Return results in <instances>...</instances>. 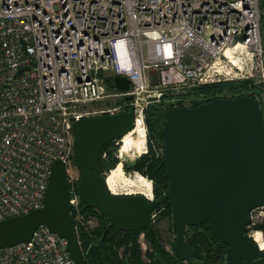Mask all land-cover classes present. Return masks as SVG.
Wrapping results in <instances>:
<instances>
[{
  "label": "built area",
  "instance_id": "1",
  "mask_svg": "<svg viewBox=\"0 0 264 264\" xmlns=\"http://www.w3.org/2000/svg\"><path fill=\"white\" fill-rule=\"evenodd\" d=\"M260 3L0 0V222L42 208L59 160L78 239L84 212L79 178L71 175L76 121L118 115L130 105L134 125L146 133L149 105L165 99L169 109L185 108L182 100L201 88L244 79L255 81L258 90L244 97L260 105L264 120ZM110 77L127 79L130 89H114ZM261 209L251 211L250 223L264 217L256 214ZM0 264L73 261L65 240L41 226L29 243L0 249Z\"/></svg>",
  "mask_w": 264,
  "mask_h": 264
},
{
  "label": "water",
  "instance_id": "2",
  "mask_svg": "<svg viewBox=\"0 0 264 264\" xmlns=\"http://www.w3.org/2000/svg\"><path fill=\"white\" fill-rule=\"evenodd\" d=\"M264 12V0L260 3ZM114 89L128 91L127 79L114 77ZM131 97L123 98L129 102ZM162 165L168 185L159 199L114 196L106 178L94 173L103 147L120 141L134 128L130 105L118 115L73 123V161L79 171L82 212L98 211L104 228L123 233L145 230L153 211L170 201L177 226L173 256L189 261L195 248L184 238L186 228L207 223L225 248L219 264H264V252L247 234L250 213L264 206V120L252 98H215L196 107L167 109L160 120ZM64 164L53 161L42 208L0 222V249L29 243L44 226L65 240L73 264H85L71 215Z\"/></svg>",
  "mask_w": 264,
  "mask_h": 264
},
{
  "label": "trees",
  "instance_id": "3",
  "mask_svg": "<svg viewBox=\"0 0 264 264\" xmlns=\"http://www.w3.org/2000/svg\"><path fill=\"white\" fill-rule=\"evenodd\" d=\"M111 80V77L106 79L108 85H111ZM243 85H246V83L237 84L238 87H241ZM222 88L223 85L219 84L201 88L200 91L203 92L214 89L215 93L209 99L210 101L214 98L220 97L219 94ZM234 88L236 89V85L232 86V89ZM164 100L165 99H163L160 103H153L149 105L146 110L145 120L147 128L148 149L152 147V144L154 142L156 144H159L162 148L160 120L163 118L164 112L170 108V105H168ZM198 105H200V103L194 105L193 107H196ZM114 143L115 141L106 144L101 151V156L104 154L105 150L108 147L114 146ZM113 149L116 150L115 147H113ZM114 154L115 151H110L108 155L105 154L106 158L101 157L100 163L97 169L94 170V173L101 176L103 171L107 172L114 169L116 165L119 164L117 157H114ZM117 154L120 155L118 157L120 161V159H122L120 149H118ZM124 162L128 161L125 160ZM129 165L130 170L139 172L143 175V177H146L152 181V192L154 199H159L164 195L168 185V178L166 176L164 166L162 165V157L160 159H154L150 158L147 155H137L135 161L133 163H129ZM164 206L166 211L172 214V205L170 201L162 203L156 209ZM92 211L94 212V209H88L84 212V214L88 215V213H92ZM99 219L101 221V224L96 231H93L89 235V233H87L86 231L81 230L78 234V240L80 242V248L82 250L85 264H147L142 261L141 250L136 243L139 233H145L147 239L152 243L154 247V253L155 250L160 249L157 245V235H155L156 231L150 225L147 229L134 233H123L108 225L105 232L104 219L100 213ZM172 226L176 235L177 226L174 223ZM189 229L191 230V233H189ZM257 230L264 232V226L257 227ZM184 238L188 244L192 245L195 248V259L201 260L203 264H219L217 262L220 261V255L223 251L222 249L225 248V246L211 235L209 231V225L207 223L199 225L197 227H189L187 230H185ZM121 247H123L124 249L122 253L123 258L119 259L117 250ZM154 253H148L146 256L149 264H161L159 259L167 261V257H169L171 260H176L172 256H169L167 253H165L162 249L159 251V259L155 257L157 251L155 254ZM202 253H205V255L207 256L201 255Z\"/></svg>",
  "mask_w": 264,
  "mask_h": 264
},
{
  "label": "rangeland",
  "instance_id": "4",
  "mask_svg": "<svg viewBox=\"0 0 264 264\" xmlns=\"http://www.w3.org/2000/svg\"><path fill=\"white\" fill-rule=\"evenodd\" d=\"M262 25L264 28V17H263V21H262ZM242 83H246V85H243L241 87H238L237 84H242ZM223 88L220 91V98H227V99H233L239 96H249L254 90H258L257 87H255V81L254 80H249V79H244L235 83H223ZM236 85V89H232V86ZM215 93L214 89L208 90V91H203L200 93V95H194V96H188V99H183L182 101H185L184 103L186 104L184 107L185 108H189V107H193L194 105L199 103V100L203 99V100H207L210 99ZM181 99V98H180ZM112 103H115V101L110 100L105 102L104 104H100L97 106H102V105H111ZM146 122V120H145ZM146 126V123H145ZM146 145H147V128H146ZM114 146L108 147L105 150V154L108 155V153L110 151H115V156L117 157V160L119 163H121L122 165V169L124 167V165H127L129 163H133L136 159L137 154L135 152L133 153H129L127 152L125 149L123 150L121 148V146L123 144L120 143V141H115V143L113 144ZM113 147L116 148V150L113 149ZM118 149H120L121 154H122V160L118 159V157L120 155L117 154ZM138 152V151H137ZM135 153V154H134ZM140 153V152H139ZM147 156H149L150 158H154V159H160L162 157V148L159 144H156L155 142L152 144V147L150 149H148L147 147ZM103 157V155L101 156ZM106 158V156L104 157ZM134 158V160H133ZM128 161L126 163H123L124 161ZM138 160V159H137ZM136 160V161H137ZM74 165V163H73ZM109 173V172H108ZM106 173V175L108 174ZM71 175L75 178L78 177L79 178V171L78 169L75 167L72 168L71 170ZM106 175L104 177H106ZM123 176L128 180H132L134 181L135 178H139L140 180H142L143 182H146V184H150L151 185V192L153 190V183L150 179L143 177V175L139 172H131L129 174L124 172L123 169ZM121 188L119 190V192L124 193L125 191H134L136 192L137 190L134 189L133 187L129 188L125 183H123L122 185L120 184ZM136 190V191H135ZM126 193V192H125ZM152 198H153V192H152ZM258 212H262V214H264V209H261L259 211H257L256 214H258ZM84 218V222L83 225L81 226V224H78L80 228L79 231L84 230L87 233H89V235L93 232L96 231L101 224V221L99 219V212L94 210V212L92 211V213H88V215L84 214L83 215ZM173 218H172V214L168 213L164 207H161L159 209H156L153 213H152V217H151V223L150 226L156 231L155 235L156 236V240H157V245L159 246V250H155V257L157 259H159V251L162 249L165 253H167L169 256H172L173 258H175L173 256L172 250H171V243L175 240V233H174V229H173ZM260 226H264V217L260 218L259 222H253L250 223L248 225V229H247V234L251 235V233L253 231H259L262 233L263 237H264V232L257 230V227ZM188 228H186L187 230ZM189 233H191V230H188ZM136 243L138 244L140 250H141V259L142 261H144L145 263L149 264L148 259L146 258L148 253H154V247L152 245V243L147 239V236L145 235V233H139L137 236V241ZM224 249V248H223ZM222 249V250H223ZM123 247L119 248L118 251V258L121 259L122 257V253H123ZM154 253V254H155ZM201 255H205V253H202ZM207 256V255H205ZM204 257V256H202ZM168 260H160L161 264H203V262L201 260H197L195 259V256L189 260V261H179L177 260H171L169 257H167ZM208 258V257H207ZM217 263H220V261H218Z\"/></svg>",
  "mask_w": 264,
  "mask_h": 264
},
{
  "label": "bare ground",
  "instance_id": "5",
  "mask_svg": "<svg viewBox=\"0 0 264 264\" xmlns=\"http://www.w3.org/2000/svg\"><path fill=\"white\" fill-rule=\"evenodd\" d=\"M145 134V129L141 124L134 125L133 130L120 140V143L123 144L121 148L123 150L125 149L129 153L135 152L140 155H145L147 150ZM105 178L108 191L114 196L142 195L146 199L152 200L151 185L149 183L146 184V182H143L139 178H135L134 181L129 179L127 180L123 176L121 163L116 165V167L112 169ZM123 183H125L129 188L133 187L137 191H125L126 193L119 192L121 188L120 184L122 185ZM251 237L258 244L260 250L264 252V237L262 233L259 231H253L251 233Z\"/></svg>",
  "mask_w": 264,
  "mask_h": 264
},
{
  "label": "flooded vegetation",
  "instance_id": "6",
  "mask_svg": "<svg viewBox=\"0 0 264 264\" xmlns=\"http://www.w3.org/2000/svg\"><path fill=\"white\" fill-rule=\"evenodd\" d=\"M105 156H106V155H104V157H105ZM104 157H103V158H104ZM123 163H126V162H123ZM129 167H130V165H129V164H127V165H124V167H123V169H124V172H125V173H127V174H129V173H131V172H134L133 170H130V169H129ZM110 171H111V170H110ZM110 171H107V172H106V171H103V173H102V175H101V176H103V175L105 176V175H106V173H108V172H110ZM104 176H103V177H104Z\"/></svg>",
  "mask_w": 264,
  "mask_h": 264
}]
</instances>
